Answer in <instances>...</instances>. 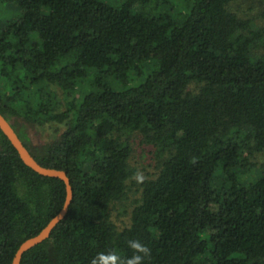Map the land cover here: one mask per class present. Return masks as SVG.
I'll return each instance as SVG.
<instances>
[{
    "label": "trees",
    "instance_id": "1",
    "mask_svg": "<svg viewBox=\"0 0 264 264\" xmlns=\"http://www.w3.org/2000/svg\"><path fill=\"white\" fill-rule=\"evenodd\" d=\"M235 1L0 0V112L74 192L21 264H264V27ZM134 136L155 167L120 227ZM65 199L0 129V264Z\"/></svg>",
    "mask_w": 264,
    "mask_h": 264
},
{
    "label": "rangeland",
    "instance_id": "2",
    "mask_svg": "<svg viewBox=\"0 0 264 264\" xmlns=\"http://www.w3.org/2000/svg\"><path fill=\"white\" fill-rule=\"evenodd\" d=\"M125 0H111L115 5H120ZM14 8V7H13ZM10 8L8 11H14ZM234 10L238 11L242 16L252 17L255 19L257 25L264 27V2L253 1V0H237L233 4ZM27 130L32 137L34 142H45L49 139L48 132H42L38 128L27 126ZM134 144L132 163L137 168V173L133 179L129 181L127 197L122 201L118 202L117 205L112 208V220L120 227L130 222V210L134 201L141 195L140 179L150 176V173L154 171L155 161L152 159L150 154V146H146L140 138L133 137Z\"/></svg>",
    "mask_w": 264,
    "mask_h": 264
},
{
    "label": "water",
    "instance_id": "3",
    "mask_svg": "<svg viewBox=\"0 0 264 264\" xmlns=\"http://www.w3.org/2000/svg\"><path fill=\"white\" fill-rule=\"evenodd\" d=\"M0 129L10 140L12 145L17 150L19 156L27 166L41 175L60 178L65 182L66 185V199L60 212L54 216L38 234L26 239L17 249L12 264H21L24 254L34 246L49 238L54 228L65 218L72 203L74 192L71 179L67 171L42 165L32 154L30 149L25 145L17 130L13 127L11 121H9L1 112Z\"/></svg>",
    "mask_w": 264,
    "mask_h": 264
},
{
    "label": "clouds",
    "instance_id": "4",
    "mask_svg": "<svg viewBox=\"0 0 264 264\" xmlns=\"http://www.w3.org/2000/svg\"><path fill=\"white\" fill-rule=\"evenodd\" d=\"M130 246L143 255L133 256L127 261V264H143L144 257L150 255V249L138 241L131 242ZM92 264H118V257H116L115 255L104 256L103 254H101L97 259H94L92 261Z\"/></svg>",
    "mask_w": 264,
    "mask_h": 264
}]
</instances>
